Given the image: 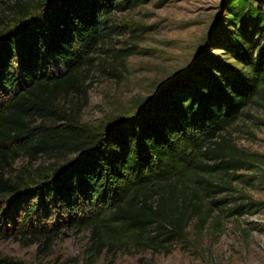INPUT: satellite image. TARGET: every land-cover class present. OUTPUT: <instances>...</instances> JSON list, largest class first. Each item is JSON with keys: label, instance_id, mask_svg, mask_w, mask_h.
<instances>
[{"label": "trees", "instance_id": "trees-1", "mask_svg": "<svg viewBox=\"0 0 264 264\" xmlns=\"http://www.w3.org/2000/svg\"><path fill=\"white\" fill-rule=\"evenodd\" d=\"M139 3L16 0L9 7L12 23L0 30V87L9 91L0 105V213L12 200L20 214L12 229L0 225V241L38 245L47 255L63 230H86L91 256L131 244L159 253L183 239L193 221L210 218L204 202L211 205L229 186L213 179L237 180L253 167L224 135L264 89V46L256 51L251 37L239 34L245 17L240 31H229L238 69L211 63L197 75L186 73L138 116L101 132L62 109V100L85 93L84 76L113 30L114 12ZM239 6L228 21L247 10L264 26V11L244 1ZM53 61L64 65L62 73L46 67ZM19 159L25 165L16 170ZM42 159L61 163L46 166ZM39 206L59 209L63 224L29 225ZM249 207L235 205L229 215L243 216Z\"/></svg>", "mask_w": 264, "mask_h": 264}, {"label": "rangeland", "instance_id": "rangeland-1", "mask_svg": "<svg viewBox=\"0 0 264 264\" xmlns=\"http://www.w3.org/2000/svg\"><path fill=\"white\" fill-rule=\"evenodd\" d=\"M15 1L0 0L1 31L12 23L9 7ZM240 1L264 11V1L257 0H139L135 7L115 11L109 23L113 30L84 76L85 93L62 100V109L75 112L83 124L101 132L106 126L138 116L164 87L186 73L197 75L202 69H210L211 63L238 69L237 60L229 54L234 45L229 31H240L237 24L243 17L245 25L239 34L247 35V40L251 37L256 51L264 46V26L247 17V10L238 13L234 22L228 21V17H234L230 9H241ZM46 67L55 75L64 71L58 61ZM8 92L0 87V105ZM224 135L232 139L253 167L239 171L237 180L222 174L213 179L218 185L226 180L228 190L213 195L211 205L206 200L203 209L211 207L207 222L193 221L186 236L168 250L153 253L132 244L118 245L91 256L86 230H63L47 255L39 254L38 245L1 240L0 259L19 264H264V89ZM41 163L50 166L61 161L42 159ZM22 165L25 161L19 159L13 168ZM220 200L227 204H212ZM243 203L249 204L248 213L231 217L228 209ZM18 214L12 200L3 202L0 225L12 229ZM31 218L29 225H62L65 220L53 206H39Z\"/></svg>", "mask_w": 264, "mask_h": 264}, {"label": "water", "instance_id": "water-1", "mask_svg": "<svg viewBox=\"0 0 264 264\" xmlns=\"http://www.w3.org/2000/svg\"><path fill=\"white\" fill-rule=\"evenodd\" d=\"M257 1H264V0H257Z\"/></svg>", "mask_w": 264, "mask_h": 264}]
</instances>
